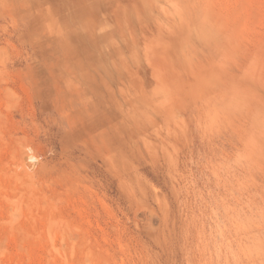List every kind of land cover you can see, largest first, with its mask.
Wrapping results in <instances>:
<instances>
[{
    "label": "rangeland",
    "instance_id": "374dc122",
    "mask_svg": "<svg viewBox=\"0 0 264 264\" xmlns=\"http://www.w3.org/2000/svg\"><path fill=\"white\" fill-rule=\"evenodd\" d=\"M0 264H264V0H0Z\"/></svg>",
    "mask_w": 264,
    "mask_h": 264
},
{
    "label": "bare ground",
    "instance_id": "6f19581e",
    "mask_svg": "<svg viewBox=\"0 0 264 264\" xmlns=\"http://www.w3.org/2000/svg\"><path fill=\"white\" fill-rule=\"evenodd\" d=\"M51 151H52V152L56 151L55 146H52Z\"/></svg>",
    "mask_w": 264,
    "mask_h": 264
}]
</instances>
